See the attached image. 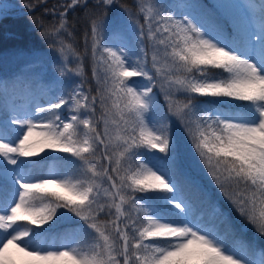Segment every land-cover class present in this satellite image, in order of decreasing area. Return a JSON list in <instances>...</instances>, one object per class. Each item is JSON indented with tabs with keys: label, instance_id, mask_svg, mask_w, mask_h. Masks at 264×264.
<instances>
[{
	"label": "snow or ice",
	"instance_id": "snow-or-ice-1",
	"mask_svg": "<svg viewBox=\"0 0 264 264\" xmlns=\"http://www.w3.org/2000/svg\"><path fill=\"white\" fill-rule=\"evenodd\" d=\"M97 3L102 11L90 22L96 94L79 83L46 106L14 113L0 128V160L13 166L0 172L6 195L0 202V264H264V252L258 261L247 258L250 246L233 239L231 222L217 206L198 211L185 196L173 175L171 121L156 124L163 119L160 94L165 115L187 133L215 186L264 237V7L258 30L228 38L187 14L177 17L137 0L142 24L124 9L140 53L130 62L132 50L120 29L109 37L121 39L116 47L104 36L107 10L117 0ZM77 5L87 6V0H70L58 24L42 32L61 56L60 76H84L81 54L62 38L72 35L67 11ZM225 99L241 103L231 110L213 106ZM9 133L13 138L5 139ZM140 149L167 159L146 160ZM45 150L75 158L65 166L70 170L52 164L33 175L40 162L32 158ZM137 193L157 194L148 199L160 206ZM58 209L83 223L67 218L73 226L64 230V243L45 246L44 235L61 221ZM25 225L49 228L37 232Z\"/></svg>",
	"mask_w": 264,
	"mask_h": 264
},
{
	"label": "trees",
	"instance_id": "trees-1",
	"mask_svg": "<svg viewBox=\"0 0 264 264\" xmlns=\"http://www.w3.org/2000/svg\"><path fill=\"white\" fill-rule=\"evenodd\" d=\"M186 0H156V4L161 7L162 10L169 11L175 8L179 13L181 7L177 5L178 2ZM260 4V8L264 7V0H257ZM45 2L43 5H41ZM205 8L203 12L207 11V15L211 18L214 27L218 29H224L228 38L241 37L238 30L234 27L233 22L228 16H225L214 9L213 0H203ZM70 0H0V128H3L5 122L8 121L13 115V109H18L16 106L17 101L26 100L29 96H32L34 100L40 99L45 103V106L49 100L57 98L60 95H66L77 84L83 83L84 90L92 89V94H96L95 81L92 79V60H91V40H90V22L95 15H99L102 11L101 6L97 3V0H87V6L77 5L75 8L68 9L67 21L68 29L72 33L71 36L62 34V38L73 45L77 51L81 54L84 62V76L77 77L69 80L67 75L60 76L58 79L48 77L47 75H30L25 68L17 67L13 74L4 73L2 68L3 61H12L16 58L21 60L33 61L34 64L27 65L33 67L38 64H53L57 65L59 69L62 66V59L57 51L56 47L52 45L55 43L51 38H45L42 32L45 28H50L53 25H57L59 22V13L64 11V8ZM25 4H30L31 8L25 7ZM63 6V7H62ZM39 7L30 14H26L17 18H12L11 15ZM206 7L208 9H206ZM125 8L131 9L132 12L137 13V0H117V3L112 5L107 10V21L111 20L116 14ZM261 11L258 14V21L260 20ZM112 31L107 29L105 32V40L108 43H115L119 38L112 37L109 39ZM86 35L89 37L86 45ZM132 46H138V43L131 42ZM145 47L148 45L144 43ZM147 45V46H146ZM87 47V54L85 49ZM37 59V60H36ZM32 68V69H33ZM220 71V70H213ZM224 75H227L226 73ZM21 83L20 85H17ZM25 84V86H23ZM154 92L158 93V88L154 89ZM159 108L161 111L160 119L162 122L164 119H170L169 135L173 141V155L176 156V160L179 161L184 171H174V178L182 186L186 197L192 200L193 204L197 207L198 211H205L208 203L217 206L229 219L232 228L235 231L234 240L246 242L250 246V250L247 253V257L253 260H260L261 253L264 252V237H261L254 228L249 225L243 218H241L237 212L232 208L229 202L224 198L220 190L215 186L211 177L208 176L206 169L200 161L199 156L196 154L192 147V142L189 140L187 133L178 124L180 132L173 128V122L175 118L167 117V105L164 101L163 95L158 94ZM213 98L202 97L200 101H208ZM241 102H228L225 99L224 103H217L213 105L220 110H231L232 105ZM64 116H67V109H63ZM99 111V110H98ZM13 127V126H11ZM175 132V134H174ZM11 135V133H10ZM147 149H140V152L145 157ZM59 158V159H52ZM34 161H39L40 164L32 169L33 175H39L47 166L56 164L61 167L68 165L69 154L52 152L51 150H45L40 156L32 158ZM67 159V160H65ZM41 165L43 167H41ZM7 167L0 160V172L3 168ZM26 171L28 169H25ZM65 170H70V166L65 167ZM3 179L0 178V202L6 199L5 192L2 190ZM138 197H151L157 194L154 193H137ZM37 203H39L37 201ZM159 207V201L153 203ZM58 217L61 221H53V223H59V226L52 228L48 231L44 238L47 240L55 239L56 244L59 246L61 239L64 237V230L70 226L67 222V218L74 219L71 213L66 209L57 210ZM205 220L207 215L205 214ZM80 224L83 222L79 221ZM32 227L37 232H42L44 229H48L49 225H44L42 229L35 228L34 225H25ZM91 237H83L82 241H88Z\"/></svg>",
	"mask_w": 264,
	"mask_h": 264
},
{
	"label": "rangeland",
	"instance_id": "rangeland-1",
	"mask_svg": "<svg viewBox=\"0 0 264 264\" xmlns=\"http://www.w3.org/2000/svg\"><path fill=\"white\" fill-rule=\"evenodd\" d=\"M155 1L156 0H144L145 3H149V4H156ZM186 1L187 2L180 1L177 3V5L181 7L180 13L175 8H172L169 11L173 12L177 17L187 14L190 17L194 18L202 27L207 28L212 34L214 35L221 34L225 37H228V35L226 34V31L223 28L217 30L214 27L211 18L207 15V11L203 12V9L205 8L203 0H186ZM213 1H214V9L217 12L229 17V19L233 22L234 27L238 30L241 38L246 37V35L251 31L258 30V26H259L258 14L261 11V8L257 0H213ZM206 9L208 8L206 7ZM132 13H133V18L139 19L140 23L142 24L143 23L142 15L138 16L136 12H132ZM130 23L131 22L128 20V17L125 11L122 10L118 14H116L113 18H111V20L108 21V29H111V31H113V29L115 28L120 29L122 36L125 38V41L128 43V47L132 50V56L130 57V62H131V61H134L136 57L140 55V53L138 52V46H132L130 44L132 41L135 43H138L136 36L133 33H130L128 31V27ZM120 43H121V39H119L115 43H110V44L116 47ZM144 43L148 45V41H145ZM34 62L35 60L27 61V60H21V58H16L12 61H3V65H2V68L4 69L3 72L7 74H13L17 67H22V68H25V70H27V72L30 75H47L48 77L53 78L54 80L58 79L60 69L57 65L55 66L53 64L41 63V64L34 66L36 68L27 66L30 64H34ZM76 63H77L76 60L70 56L69 57V67L75 68ZM67 76L69 77V80H72V81L74 78L77 79L78 77L71 73L67 74ZM134 79L140 80L141 84L147 83V81L142 80V78H134ZM20 84L21 83L18 82L17 85H20ZM23 86H25V84H23ZM95 86H96V83H95ZM36 105L45 106V103L41 101L40 99L34 100L32 96H29L26 100L17 101L16 106L18 107V109H14L13 112L16 114H21L25 110L34 108ZM149 118L150 119L152 118V113H149ZM172 119L173 117L171 118V120ZM162 123H163L162 121L157 120L156 121L157 127H160ZM176 127L178 128V125L176 124V120H175V122H173V128L177 130V133H179L180 131L176 129ZM12 138L13 137L12 135H10V133L5 136V139H12ZM153 156L160 158L161 161L167 159L164 153H160L156 150H152L151 152L146 151L144 158L146 160H149ZM174 157H175L176 163L173 169V175H174V171H180V172L184 171L179 161L176 160L175 155ZM69 159L73 161L75 158L69 155ZM12 167L13 166L11 165H7V168L9 169H11ZM151 197H153V195H151ZM140 198H144L148 200V202L151 204L156 202L155 200H150L147 197L141 196ZM72 221H74L75 223H79L77 218L72 219ZM44 241H45V246H47L48 244H51L54 247H59L62 243H64V237L61 239L59 246L56 244V240L54 238L50 240L44 239Z\"/></svg>",
	"mask_w": 264,
	"mask_h": 264
},
{
	"label": "water",
	"instance_id": "water-1",
	"mask_svg": "<svg viewBox=\"0 0 264 264\" xmlns=\"http://www.w3.org/2000/svg\"><path fill=\"white\" fill-rule=\"evenodd\" d=\"M44 4V3H43ZM42 4V5H43ZM39 7H34L32 9H29L27 11H23L21 13H16V14H13L12 15V18H17V17H20V16H23V15H26V14H30L31 12L35 11L36 9H38Z\"/></svg>",
	"mask_w": 264,
	"mask_h": 264
}]
</instances>
